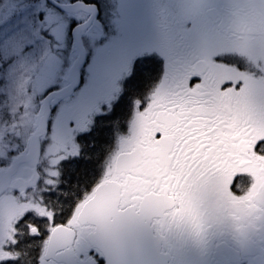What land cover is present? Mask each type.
Returning a JSON list of instances; mask_svg holds the SVG:
<instances>
[{
	"label": "flooded vegetation",
	"instance_id": "af4514ba",
	"mask_svg": "<svg viewBox=\"0 0 264 264\" xmlns=\"http://www.w3.org/2000/svg\"><path fill=\"white\" fill-rule=\"evenodd\" d=\"M158 1L165 2L160 11L153 9L160 32L152 52L164 62L165 79L174 74L178 90L201 89L203 83L189 88L196 75L206 77L224 98L235 94L233 88L220 90L225 81L264 87V0L241 5L233 0H177L174 12L173 0ZM117 39L109 41V55ZM160 87L154 81L147 90L145 96L154 99L143 111L140 99H134L132 113L143 119L142 131L116 137L120 147L110 157L105 180L118 184V212L134 213L145 246L162 264H264V156L252 151L264 139V96L257 91L243 107L226 105L228 123L214 137L201 132L193 136L195 129L179 126L184 107H168L166 95H157ZM116 100L106 108L112 110ZM157 132L163 133L159 140ZM124 153L129 156L115 172L116 159ZM8 166L0 162V169ZM62 213L56 218L48 210L41 216L45 223L37 227L31 222L34 234L59 225L74 231L52 255L46 251L50 235L32 240L35 247L29 251L35 255L40 249V264H106L96 245L97 227L78 224L71 209ZM11 226L9 240L15 233Z\"/></svg>",
	"mask_w": 264,
	"mask_h": 264
},
{
	"label": "snow or ice",
	"instance_id": "6c2138e0",
	"mask_svg": "<svg viewBox=\"0 0 264 264\" xmlns=\"http://www.w3.org/2000/svg\"><path fill=\"white\" fill-rule=\"evenodd\" d=\"M126 2L19 0L14 10L7 15L0 14V123L12 119V113L7 109L9 93L6 89L11 86L17 66L27 65L45 89L40 97L48 105L44 125L45 145L52 143L54 133L74 127L77 112L90 102L105 83L109 41L120 34L117 25L127 23ZM5 3L6 0H0V5ZM165 74L162 60H137L132 74L123 80L124 92L112 106L111 113L97 114L94 127L76 135V141L87 144L90 138H94L97 142H104L111 131L105 122L128 113L134 104L132 97L135 94L141 93V111L152 102L153 97L142 93L153 80L161 86L157 95H166L168 107L176 105L177 111L179 106L184 107L183 124L179 126L181 129L185 125L195 129L193 136L201 132L214 137L220 127L228 123L225 119L228 115L226 105L243 107L248 103L250 94L257 91L264 96V87L257 90L244 80H229L220 85V90L233 88L235 94L231 98L219 97L207 78L200 75L190 78L189 88L203 83L201 89L181 91L175 86L174 74H170L167 80ZM162 135L157 132L156 139L159 140ZM196 138L199 139L198 136ZM12 151L15 152L14 149ZM252 151L264 156V139L257 141ZM73 159L66 158V162ZM15 164L14 160L9 168L15 167ZM20 194V188L9 189L7 178L0 176V264H29V260L32 264H40V249H36L35 255L29 251L31 241L46 239L51 234L48 227L34 234L31 222L35 221L38 227L46 222V218L28 211L15 221V233L11 240L8 239L7 224L12 222V214L18 206L16 197ZM23 199L27 201V194ZM25 236L30 238L27 244H24Z\"/></svg>",
	"mask_w": 264,
	"mask_h": 264
},
{
	"label": "rangeland",
	"instance_id": "374dc122",
	"mask_svg": "<svg viewBox=\"0 0 264 264\" xmlns=\"http://www.w3.org/2000/svg\"><path fill=\"white\" fill-rule=\"evenodd\" d=\"M243 1L236 0L239 4ZM176 2L177 0L172 1L173 6ZM114 3L119 4V0H114ZM18 4L19 0H6L4 5H0V14L7 15ZM124 7L127 11V23L117 26L120 28V34L117 36L118 39L113 41V48L110 55H108L106 79L103 87L98 89L90 102L77 112L74 117L76 120L74 127H66L61 132L53 134L52 143L46 145L43 153L42 172L44 177L41 180V184L39 183L36 187L31 188V191L26 192L28 197L26 202L20 196L16 197L18 206L12 214L13 225L22 213L28 211H32L34 215H45L46 209L42 204L44 198L41 197L44 193L57 188L56 185L62 177L60 167L61 169L65 167H63V164L66 162V158H77L79 145L73 138L77 133L88 129L92 112L100 109L103 102L114 96L119 87L117 76L119 74L120 77L123 75V71L127 70L131 59L135 58L138 55L137 53H144L147 49L151 50L155 48L157 41L156 34L160 31L156 32L153 26L151 1L127 0ZM163 7L162 5L161 9ZM157 48L158 45L156 46ZM151 59H154L152 52L144 55L140 60L148 61ZM135 65L136 63L132 64L133 67L131 66L127 73H125L120 83L121 86L123 80L132 74ZM152 86H154V80L145 87L142 95L145 96L147 90ZM6 90L9 93V99L6 101L7 109L12 113V119L5 120L6 122L4 121L3 124L0 123V148L4 151L6 146L7 152L14 149V153H18L20 150L18 148L21 143L20 140H28V137L31 135V129L42 101L40 97L43 95L45 89L36 80L29 66L18 65L11 86ZM140 95L141 93L135 94V99H140ZM131 125V133L134 130L138 134L144 126L143 119L140 116L134 115ZM129 130L130 125L127 122L126 115L123 114L120 123L110 132L111 150L109 153H115L120 147L119 141L116 140L117 135H125ZM12 140H17V142H12ZM5 157L6 155L4 156L0 152L1 160H5ZM45 203L48 206L54 204L50 199L46 200ZM11 227V223L7 224V228Z\"/></svg>",
	"mask_w": 264,
	"mask_h": 264
},
{
	"label": "water",
	"instance_id": "95a60500",
	"mask_svg": "<svg viewBox=\"0 0 264 264\" xmlns=\"http://www.w3.org/2000/svg\"><path fill=\"white\" fill-rule=\"evenodd\" d=\"M43 108V113H41ZM40 111L36 117L35 132L31 135L29 141V149L26 154L18 157L15 162V167L9 171L0 173V176L7 178V186L9 187V177L15 172L16 168L21 164H26L35 169L39 155L41 138H44V125L48 115V105L42 103ZM125 159V155L118 158L119 165ZM34 180H37L34 175ZM31 185V183H30ZM115 203V189L112 184H103L95 191L93 200L88 201L80 211L78 220L81 224L89 223L90 219H94V224L99 228V239H109L110 241H117L120 245L114 250L108 246H99L104 252L107 263L106 264H151L154 257L146 251L145 247L140 245L141 238L138 237L135 230V220L124 219L119 217ZM110 218H114L110 222ZM67 229L63 227L56 228L50 238L48 251L52 250L57 242L65 235Z\"/></svg>",
	"mask_w": 264,
	"mask_h": 264
},
{
	"label": "trees",
	"instance_id": "16d2710c",
	"mask_svg": "<svg viewBox=\"0 0 264 264\" xmlns=\"http://www.w3.org/2000/svg\"><path fill=\"white\" fill-rule=\"evenodd\" d=\"M123 114L128 117L129 112ZM122 115L116 122H110V124L117 126ZM110 139L109 132L104 142H97L94 138V141L89 140L87 144H84L79 159L65 168L60 187L55 193L50 194V200L54 202L56 212L60 214L67 209H72L73 205L81 203L89 196L91 189L102 180L103 167L111 150ZM24 241L28 243L29 239ZM33 247L35 246L31 245L30 249Z\"/></svg>",
	"mask_w": 264,
	"mask_h": 264
},
{
	"label": "bare ground",
	"instance_id": "6f19581e",
	"mask_svg": "<svg viewBox=\"0 0 264 264\" xmlns=\"http://www.w3.org/2000/svg\"><path fill=\"white\" fill-rule=\"evenodd\" d=\"M6 122V121H5ZM3 124V123H2ZM4 126V125H3Z\"/></svg>",
	"mask_w": 264,
	"mask_h": 264
}]
</instances>
